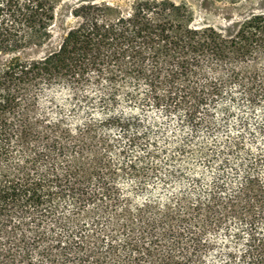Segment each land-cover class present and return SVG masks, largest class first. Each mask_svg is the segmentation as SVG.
Returning a JSON list of instances; mask_svg holds the SVG:
<instances>
[{"label": "trees", "instance_id": "1", "mask_svg": "<svg viewBox=\"0 0 264 264\" xmlns=\"http://www.w3.org/2000/svg\"><path fill=\"white\" fill-rule=\"evenodd\" d=\"M64 1L0 0V264H230L244 228L240 257L264 264V156L236 136L191 151L210 174L183 180L139 131L140 120L115 109L120 97L139 100L141 83L142 101H183L192 127L215 123L229 83L249 103H264V9L221 31L192 26L189 8L173 0H133L126 13L108 0H81L55 51L18 56L51 39ZM92 80L105 85L99 118L72 127L39 109L47 88L62 85L76 99ZM181 83L182 95L156 90ZM239 150L248 156L241 170L229 162ZM180 153L182 145L170 155ZM149 182L165 192L154 194ZM64 197L69 212L58 211ZM232 222L240 227L220 241Z\"/></svg>", "mask_w": 264, "mask_h": 264}, {"label": "rangeland", "instance_id": "2", "mask_svg": "<svg viewBox=\"0 0 264 264\" xmlns=\"http://www.w3.org/2000/svg\"><path fill=\"white\" fill-rule=\"evenodd\" d=\"M81 0H66L57 10V16L52 27L51 39L42 47H31L17 53L18 56L24 59H36L45 54L55 51L60 44V41L65 32L75 24V18L70 11ZM114 5L119 6L122 12L126 13L129 9V4L133 0H108ZM176 3L185 4L191 15V25L194 27L211 26L221 31H232L235 26L252 12H258L264 9V0H173ZM7 56H0V62H4ZM105 85L97 84L94 80L86 82L78 93V98L73 99L70 90H67L62 85H56L47 88L46 92L41 96L39 109L52 117H62L64 121L76 127L78 124L93 116L99 118L101 110L96 103L99 93ZM130 86L128 85V88ZM136 94L139 98L136 102L119 98L115 109L116 112H121L123 116H135L140 120L142 129L147 131L149 138L148 142L155 144L160 152L161 160L168 159V168L181 169L185 174L184 179L189 173H198L209 177V172L201 163L198 156L190 154L196 152L199 148H203L206 152L213 148H219L229 141H233L236 136H240V141L244 150L249 153H261L264 156V103L259 102L251 104L245 100L240 94V88L236 82L229 83L226 86L225 95L217 101L214 107L213 122L210 127L203 124L192 127L186 121L185 103L183 101L174 103V99H166L160 105H154L150 101H142V98L147 93L146 84L137 86ZM160 94H166L169 90L179 92L182 95L185 92L186 86L182 83L169 85H158L156 88ZM89 93L93 99L91 103L80 101L81 93ZM207 105V106H206ZM213 108L212 104H202V107ZM261 127V129L258 128ZM253 132L254 136L251 135ZM111 134L118 136L116 130H112ZM123 142V140H122ZM182 145L185 148V153L180 156L172 157L170 154L177 153L178 147ZM113 156H115L113 154ZM248 156L243 150H239L229 155V162L232 167L242 169L241 164ZM121 184H127L124 179H119ZM155 182V180H154ZM154 182H149V187L154 194L165 192V188L161 185H154ZM60 209L68 211L71 209V199L61 198ZM68 214V213H66ZM232 231L229 235H218L220 241L231 240L233 232L240 226L236 222L231 224ZM260 233L264 236V224H259ZM247 231L241 232V238L236 244H230L234 250L235 260L230 264H246L240 257V252L245 248Z\"/></svg>", "mask_w": 264, "mask_h": 264}]
</instances>
